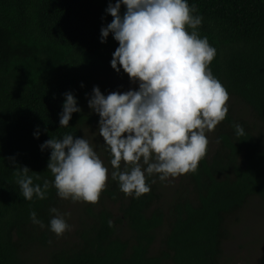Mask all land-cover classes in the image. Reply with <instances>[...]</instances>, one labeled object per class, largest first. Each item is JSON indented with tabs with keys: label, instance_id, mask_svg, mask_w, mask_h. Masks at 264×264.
<instances>
[{
	"label": "trees",
	"instance_id": "obj_1",
	"mask_svg": "<svg viewBox=\"0 0 264 264\" xmlns=\"http://www.w3.org/2000/svg\"><path fill=\"white\" fill-rule=\"evenodd\" d=\"M108 3L0 0V264H32L39 252L47 255L43 264H219L230 217L250 198L264 203V0H188L202 17L200 37L216 49L209 67L231 104L212 134L213 147L209 142L195 172L182 174L169 200L167 180L158 175L147 178L151 190L139 198L120 191L103 140L98 151L109 170L107 187L98 203L80 202L75 230L61 236L50 230L56 215L50 209L64 215L71 202L54 187L45 199L23 198L19 167L30 169L34 184L54 179L44 141L83 138L99 119L88 99L94 86L106 95L116 74L110 61L118 42L111 33L100 39L101 27L113 19ZM67 92L81 111L60 127ZM33 211L43 227L30 219ZM258 264H264V240Z\"/></svg>",
	"mask_w": 264,
	"mask_h": 264
},
{
	"label": "clouds",
	"instance_id": "obj_2",
	"mask_svg": "<svg viewBox=\"0 0 264 264\" xmlns=\"http://www.w3.org/2000/svg\"><path fill=\"white\" fill-rule=\"evenodd\" d=\"M105 11L113 19L101 27V43L110 33L118 42L111 67L117 73L123 69L138 88L104 95L94 86L88 106L99 116L98 133L111 157V179L126 196L139 198L151 190L149 176L164 181L197 170L207 155L206 133L226 119L230 97L209 67L216 49L207 37H200L202 17L193 14L197 10L188 0H109ZM64 96L60 127L69 126L72 114L81 111L72 92ZM234 128L237 136L245 134L241 125ZM34 135L38 138L39 132ZM40 147L51 149L47 170L54 179L34 184L30 169L19 167L15 174L23 198L45 199L54 187L62 199L99 202L109 170L88 140L65 134ZM9 160L15 164L14 157ZM50 212L56 214L50 230L63 235L70 225L56 208ZM30 219L43 227L35 211Z\"/></svg>",
	"mask_w": 264,
	"mask_h": 264
},
{
	"label": "rangeland",
	"instance_id": "obj_3",
	"mask_svg": "<svg viewBox=\"0 0 264 264\" xmlns=\"http://www.w3.org/2000/svg\"><path fill=\"white\" fill-rule=\"evenodd\" d=\"M106 95L112 91L124 92L129 89H137L138 83L130 81L128 75L121 69L119 73L116 72L112 82L107 83ZM228 104H231V100H228ZM249 114H245V118H250ZM99 121V119H98ZM98 121L91 127H86L83 133V138L89 141L94 151H100L103 137L98 133ZM213 132L206 133L211 146L213 147L214 138ZM98 156L104 161L103 156ZM182 175L166 179L167 196L165 199L169 200L173 187L178 183ZM78 202H69L70 204L65 207V214L62 215L66 222L70 225V231L76 229L75 219L79 214L78 207H82ZM164 205H166L164 203ZM112 208L116 210V214H119L116 209V205H112ZM231 220H228L229 237L222 243V254L219 259V264H258L260 256V250L264 240V203L258 197L250 198L245 207L240 210L236 217L231 216ZM166 229H163V232ZM160 247V238L154 245V249L157 250ZM46 253L39 252L36 255H32V264H43L46 261ZM168 264H172L169 262Z\"/></svg>",
	"mask_w": 264,
	"mask_h": 264
}]
</instances>
